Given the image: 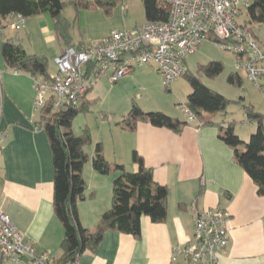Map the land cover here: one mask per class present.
I'll list each match as a JSON object with an SVG mask.
<instances>
[{"label":"crops","instance_id":"1","mask_svg":"<svg viewBox=\"0 0 264 264\" xmlns=\"http://www.w3.org/2000/svg\"><path fill=\"white\" fill-rule=\"evenodd\" d=\"M120 8L122 5L108 18L102 9L81 11L72 30L74 42L84 46L113 31L129 29L125 21L113 20ZM12 21L11 16L0 30V208L37 254L56 260L61 256L64 227L54 213L53 154L46 132L40 129L39 112L34 109V78L8 69L1 47L11 39L27 53L46 57L51 76L56 73L51 71L56 70L54 59L65 48L58 42L48 16L26 19L18 31L10 27ZM152 73L140 70L136 75ZM217 117L213 120L226 128L225 119L219 121ZM119 129L145 165L154 170L155 182L170 189L167 221L154 224L143 217L140 239L109 232L98 250L84 254L77 264H189L183 257L173 261V250L192 239L196 211L215 208L230 214V243L218 264H264V197L236 163L234 150L221 139L223 131L219 127L192 122L177 133L139 123L134 131ZM94 155L92 151L90 157ZM107 160L127 166L119 159ZM130 168L138 170L133 162ZM83 175L87 192L78 204L80 221L93 230L112 206L113 181L118 174L100 175L89 162Z\"/></svg>","mask_w":264,"mask_h":264},{"label":"trees","instance_id":"2","mask_svg":"<svg viewBox=\"0 0 264 264\" xmlns=\"http://www.w3.org/2000/svg\"><path fill=\"white\" fill-rule=\"evenodd\" d=\"M142 3L146 23L168 21L171 8L164 0H142ZM72 4L76 11L73 21L63 15L66 0H0V30L11 16L21 15L25 19L48 16L52 30L58 42L65 48L64 51L71 47L79 49L81 44L74 42L72 30L78 23L80 12L102 9L107 17H111L118 1L74 0ZM249 14L252 24L264 26V0H252ZM248 29L258 40L252 27ZM1 54L8 69L28 74L34 79L51 81L50 63L46 57L27 53L22 45L11 39L3 42ZM223 71L224 64L219 61L200 65L198 69L199 74L209 79L217 78ZM183 77L193 89L188 97L187 108L195 117V122L201 127L217 126L223 131L221 139L234 150L236 163L257 185L258 194L264 197V114L256 112L251 105L245 107L248 121L256 123L258 127L250 141L245 144L235 134L231 123L223 128V124H217L213 120L217 115H226L230 100L205 86L198 74L186 69ZM228 82L237 87L242 86L238 74H231ZM94 87L80 98L78 105L67 103L62 108H56L54 100L49 99L39 112L40 129L46 132L53 154L54 213L64 227V238L60 244L61 256L51 260L53 264H77L84 254L95 253L109 232L140 239L143 217H148L154 224H163L168 217L170 189L155 182L154 170L145 165L144 159L136 151L133 152V163L138 170L129 172L123 165L106 159L102 144H97L95 155L91 158L85 149L91 143L90 133L85 131L76 135L73 132L76 117L87 112V97ZM139 123H148L177 133H181L189 125L161 112L146 113L133 102L120 126L134 131ZM242 146L245 149H241ZM89 162H92L93 169L100 175L118 174L113 181L112 206L103 213L93 230L83 227L78 208L79 202L86 197L87 183L83 170Z\"/></svg>","mask_w":264,"mask_h":264},{"label":"built area","instance_id":"3","mask_svg":"<svg viewBox=\"0 0 264 264\" xmlns=\"http://www.w3.org/2000/svg\"><path fill=\"white\" fill-rule=\"evenodd\" d=\"M164 1L171 8L167 22L116 30L100 41L79 49L68 48L57 56L51 81L34 79L35 111L40 112L49 99L54 100L56 108L67 103L78 105L80 98L95 86L96 79L107 72L115 83L137 68L154 66L163 85L169 88L186 73L187 58L208 41L232 53L236 69L243 70L249 81L264 90V47L241 20L252 0ZM25 21L23 16L15 15L10 27L18 31ZM184 115L188 124L195 122L188 108ZM1 194L0 185V200ZM229 220L230 214L222 208L196 211L194 235L185 246L174 248L173 261L183 257L190 264H218L230 243ZM6 261L53 264L33 250L0 208V264Z\"/></svg>","mask_w":264,"mask_h":264},{"label":"rangeland","instance_id":"4","mask_svg":"<svg viewBox=\"0 0 264 264\" xmlns=\"http://www.w3.org/2000/svg\"><path fill=\"white\" fill-rule=\"evenodd\" d=\"M66 1L67 5L63 15L73 21L76 13L72 4L74 0ZM117 1L116 7L122 5V9H118L115 13L114 21H125L129 29L145 23L142 0ZM241 20L246 23L247 27H252L264 47V26L252 24L249 11L242 16ZM212 61L224 64V71L221 75L209 79L198 73L200 65ZM235 64L236 58L232 53L219 48L216 43L208 41L195 54L188 57L186 66L189 72L199 75L205 86L230 100L226 115H218L216 119L219 121L225 119L224 127L226 128L228 123H231L235 134L247 144L258 127L256 123L248 121L245 107L251 105L256 112L264 114V92L247 79L243 70H237ZM140 70L153 73L152 75L137 76L136 74ZM51 71L54 74L56 70L52 68ZM231 74L239 75L242 80L241 87L228 82ZM109 76L110 73L107 72L97 79L93 93L87 97L86 103H88L85 108L87 112H82L76 117L73 123V132L76 135H81L85 131L90 133L91 143L85 148L89 156L92 151L95 152L97 144H102L106 159L125 161L123 163H126L127 168L123 166L127 171L133 172L130 163L133 162L134 149L129 146L132 143L127 139V135L119 129L124 116L130 112L133 102L146 113L161 112L183 121L186 118L184 110L187 108L188 97L193 89L184 77L179 78L169 88H166L155 67L149 65L137 68L136 71L122 77L117 83H113ZM241 149H245V146H242ZM4 264L13 263L6 261Z\"/></svg>","mask_w":264,"mask_h":264}]
</instances>
